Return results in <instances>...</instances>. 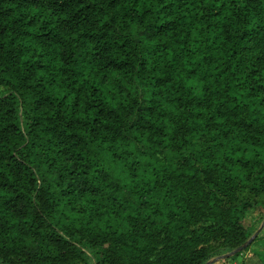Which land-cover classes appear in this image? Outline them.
Instances as JSON below:
<instances>
[{
	"label": "trees",
	"instance_id": "1",
	"mask_svg": "<svg viewBox=\"0 0 264 264\" xmlns=\"http://www.w3.org/2000/svg\"><path fill=\"white\" fill-rule=\"evenodd\" d=\"M261 207L264 0H0V264H206Z\"/></svg>",
	"mask_w": 264,
	"mask_h": 264
},
{
	"label": "rangeland",
	"instance_id": "2",
	"mask_svg": "<svg viewBox=\"0 0 264 264\" xmlns=\"http://www.w3.org/2000/svg\"><path fill=\"white\" fill-rule=\"evenodd\" d=\"M259 210L261 211L255 210L254 212H252V214L248 215L247 219L245 220V227L251 230H255V233L261 228V225L264 222V219L262 218L264 216V208L261 207L259 208ZM252 258L261 259L264 263V228L260 233L258 239L251 245L248 250L244 251L238 259L232 261L225 260V262L221 261L216 264H241L242 262L249 263Z\"/></svg>",
	"mask_w": 264,
	"mask_h": 264
},
{
	"label": "water",
	"instance_id": "3",
	"mask_svg": "<svg viewBox=\"0 0 264 264\" xmlns=\"http://www.w3.org/2000/svg\"><path fill=\"white\" fill-rule=\"evenodd\" d=\"M263 228H264V222L262 223L261 228L242 246L238 247L237 249H235L234 251H232L230 253L216 257V258L208 261L206 264H216V263L221 262L223 260L229 259L238 253L245 251L256 240V238L262 232Z\"/></svg>",
	"mask_w": 264,
	"mask_h": 264
}]
</instances>
